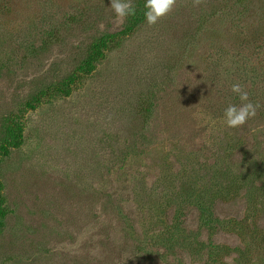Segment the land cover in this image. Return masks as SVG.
Segmentation results:
<instances>
[{
	"label": "rangeland",
	"instance_id": "1",
	"mask_svg": "<svg viewBox=\"0 0 264 264\" xmlns=\"http://www.w3.org/2000/svg\"><path fill=\"white\" fill-rule=\"evenodd\" d=\"M109 4L0 0V264H264V0Z\"/></svg>",
	"mask_w": 264,
	"mask_h": 264
},
{
	"label": "clouds",
	"instance_id": "2",
	"mask_svg": "<svg viewBox=\"0 0 264 264\" xmlns=\"http://www.w3.org/2000/svg\"><path fill=\"white\" fill-rule=\"evenodd\" d=\"M175 3L176 0H143L145 22L149 26L156 24L173 10ZM109 7L118 19L137 13L134 0H110ZM231 91L238 97V103H228L223 109L222 121L228 128H239L256 116L259 105L249 99L248 92L239 83H234Z\"/></svg>",
	"mask_w": 264,
	"mask_h": 264
}]
</instances>
